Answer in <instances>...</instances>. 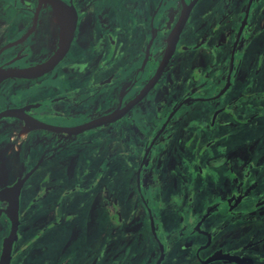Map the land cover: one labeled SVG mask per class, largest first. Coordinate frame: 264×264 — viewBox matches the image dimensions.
<instances>
[{
	"label": "flooded vegetation",
	"instance_id": "obj_1",
	"mask_svg": "<svg viewBox=\"0 0 264 264\" xmlns=\"http://www.w3.org/2000/svg\"><path fill=\"white\" fill-rule=\"evenodd\" d=\"M52 13L59 20L58 26L52 22ZM63 18L68 28L60 41L66 24ZM69 32L65 54L52 69L38 76L0 80V112L20 109L28 118L0 117V190L19 186L13 234L14 221L3 211L8 202L0 198V255L2 247L12 243L5 264H76L81 256L85 259L87 249L74 246L83 235L65 242L73 229L72 234L86 223L94 197L86 193L87 188L82 189V196H75V168L68 176L58 163L76 154L86 140H99L94 151L99 145L102 155L94 175V179L99 175L102 182L104 217L99 264H119L122 238H127L123 251H133L131 246L140 229L132 219L123 220L119 209V201L129 198L124 194L129 190L135 192L131 197L137 198L143 210L142 231L154 235L151 217L160 226L161 221L173 219L170 224L180 237L168 241V254L170 246L179 240L200 236L198 251L191 255L194 264H203V259L215 250L237 254L245 264H264V128L259 135L253 134L259 140L245 150L247 160L236 156L233 149L237 147L227 142L255 132L250 128L253 121L264 117V41L253 47L254 55L250 52L252 40L261 34L264 38V0H0V68L42 63L63 44ZM175 36V49L157 82L132 105ZM188 52L192 54L185 56ZM177 59L181 64H174ZM175 68L184 77L183 85L176 90L178 99L159 116L167 97L155 101V94L160 86H167V78ZM259 72L260 86L248 91ZM126 107L129 109L122 116L74 134L33 123L69 127ZM171 112L174 114L166 122ZM178 122L181 154L190 155L192 160L181 172L187 216L179 217L180 224L176 217L183 214V207L171 205L179 194H164L161 179L154 182V174L159 176L154 163L157 150L163 138L174 134L172 129ZM27 125L29 128L22 133ZM150 125L155 129L147 127ZM143 127L146 130H141ZM113 133L119 145L103 155L108 147L106 138ZM61 143L67 145L61 148ZM116 155L118 159L122 155L127 158L123 161L135 170V183L134 189H117L122 194L112 196L108 194L106 162ZM133 156L135 162L129 160ZM87 185L92 188V184ZM50 210L54 220L43 223L47 217L44 214L49 215ZM132 213L134 216V210ZM238 215H243L247 225L246 246L236 249L231 239L222 238L219 245L214 244L201 255V247L207 242L200 232L204 216H213L217 222L208 231L210 247L213 237L227 229L231 218ZM65 226L70 229L68 234L52 236ZM48 240L55 243L51 246ZM162 240L166 244L165 238ZM241 249L244 251L239 254ZM165 253L164 248V257ZM159 257L160 251L153 264ZM222 261L238 264L225 259L212 263Z\"/></svg>",
	"mask_w": 264,
	"mask_h": 264
},
{
	"label": "rangeland",
	"instance_id": "obj_2",
	"mask_svg": "<svg viewBox=\"0 0 264 264\" xmlns=\"http://www.w3.org/2000/svg\"><path fill=\"white\" fill-rule=\"evenodd\" d=\"M262 35V37H261ZM258 35L256 38L252 40L251 43V49L250 52L252 55H254L255 49L253 48L255 45L260 44V42L263 40V34ZM262 39V40H261ZM256 48V47H255ZM192 53L188 52L185 54V56H189ZM255 58H253L254 60ZM180 63V60L177 59L174 64ZM260 64V60L257 62ZM264 73V71H262ZM260 73V72H259ZM256 75L255 81H252L253 84H251V89H248V91L254 89L253 86L257 85L258 87L260 86V78H261V73ZM183 78L179 74L178 69H174L172 72L171 77L167 78L166 84L167 86H160L159 90L155 94V101L159 100L162 96L167 97L163 101V105L161 108V114L159 116L163 115V112L167 111V109L170 108L172 102L176 101L179 97L177 89L182 87L183 85ZM253 100V99H252ZM174 104V103H173ZM144 114L141 115V117ZM179 120V119H178ZM181 120V119H180ZM264 117H257L254 121L253 124L250 126L251 129H255V132L251 133H246L241 138L236 139V137H232L230 140L227 142L233 145V147H237L233 149V152L236 156H241L244 157L246 160L248 159L245 156V150H249L251 147H254L255 144L257 143L256 140H259V137H253V134L258 135L261 133V130L264 128ZM180 122V121H179ZM179 122L175 124L172 129L174 134L170 137L163 138L164 140L161 141L160 148L157 150V158L156 161L154 162L158 168L159 176H155L154 182H157V180H160L162 183V192L165 190L166 192L164 194H170V193H178L179 195L174 198V200H171V205L173 207H183V214L178 215L176 217V222L180 224V218H185L187 216L186 214V205L183 204V199L182 195L184 193V188L180 182L181 179V172L183 169V166L185 164L190 165L192 164L191 156L190 155H183L181 154L180 148L182 147L181 142H180V124ZM173 126V123H172ZM148 128H151V130H154L155 127L150 125L147 126ZM147 127L141 128V130H146ZM249 128V129H250ZM26 130L23 128L22 133H25ZM140 132V131H139ZM264 132V130H263ZM141 134V133H140ZM139 134V135H140ZM138 134L136 133L134 136H137ZM236 139V140H235ZM108 140V147L104 149L103 155H105L109 150H116L117 146L119 145L116 140V134L113 133L110 136L106 138ZM99 141V140H97ZM97 141H94L93 143H90L88 140H86L85 144L81 148H77L76 154H71L68 156H65L63 159H61L58 163V167L62 168L65 170L66 175L71 176L74 168H75V176H76V193L75 196H82L84 190L83 188H87L86 193H92L93 195V203L90 209L89 214L87 215L86 218V223L83 225H80V228H77V230L74 232V234L69 233L68 231L70 230L68 227H60L57 230H55L52 233V236L61 238L63 235L68 234V238L65 242V244H68L71 240H69V237L71 238H77V234L83 235V237H79L75 243V248L83 247L87 249L86 251V256L85 259L83 257L79 258L76 261V264H94L95 259L97 258V262L99 264V249H100V242H101V225H102V220H104V217H102V208H101V178H99V175L94 179V175L97 172V165L100 164V161L102 160V155L99 153V145L97 151H94V146ZM240 141V142H239ZM67 145L66 143H61L60 147L64 148L63 146ZM260 145V142H258V145ZM64 149H61L62 151ZM106 151V152H105ZM63 155V154H61ZM101 155V156H100ZM112 154H108L110 156ZM50 157V154H45V157ZM119 155H116L115 158H107L106 162V171H107V178L108 179V194L111 193L112 196L116 195H121L122 191H117V189H134V172L135 170L132 169L127 163H125L123 160L124 155H122V159H118ZM44 157V156H43ZM107 157V155H106ZM69 159H71L70 164L68 163ZM129 160L134 161L136 160V156H133V158H130ZM51 162V160H49ZM89 162V163H88ZM220 162V161H218ZM93 164V165H92ZM124 164V165H123ZM75 166V167H74ZM121 167V168H120ZM87 170V171H86ZM228 177H230L229 174H226ZM146 177V176H145ZM233 179L232 177H230ZM86 181H83V180ZM90 180V181H89ZM235 181V178H234ZM153 182V183H154ZM92 184V188L89 189V186L87 184ZM128 185V186H127ZM234 189V188H233ZM142 190L145 192V189L142 188ZM146 193V192H145ZM124 194L129 195V198H125L123 202L120 203V210H121V217L123 220L126 221V219H132V222L134 226H136L137 230H139L138 234L136 235L134 239V244L131 246L132 252L131 251H123L125 248V243L127 242V238H122L121 242L119 241L118 249H121L119 254V264H144L146 261V264H153L154 258L159 254L160 251V246L159 242L157 239H164L165 238V243L164 248L166 249L165 253V259L161 264H194L193 261L191 260V255L195 252L198 251L196 249L198 247V244L200 242L201 237L200 236H195L193 238H186L184 240H179L177 245L170 246V254H168L169 247H167V243L169 240L171 241H177V238L180 237V234L178 231H176V228H172L171 226V221L173 219H169L164 223L161 221V226L160 224L154 223V230L156 233V237H154L153 234L150 235L149 230L142 231L143 223L144 221V216L142 214V209L141 206L138 204V200L136 197H131L132 194L135 195L134 191H127ZM182 200H181V199ZM186 202V200H185ZM122 206V207H121ZM243 206V205H242ZM134 207V209H133ZM134 210L135 214L133 216L132 211ZM170 209V208H169ZM51 211V210H50ZM181 211H179V214ZM45 220H42L44 223L45 221L52 219V211L50 214H44L46 216ZM114 217H116L114 215ZM115 219V218H114ZM233 220H230L229 222V227L225 230H223L218 236L214 238L213 243L208 249H202L201 250V255L207 254L208 251L213 248L212 246L219 245L222 241V238L225 239H231L230 241L233 242V245L235 246L236 249H240L242 247H245V231L247 228V225L244 221L243 215L241 216H234L231 218ZM54 220V218L52 219ZM76 220V219H75ZM80 221V219H78ZM110 222V220H109ZM116 222V219H115ZM228 222V221H227ZM41 226V224H37L36 226ZM77 226V223L75 224ZM228 226V223H227ZM2 228V227H1ZM163 229V230H161ZM110 233V232H109ZM113 236V235H112ZM47 242L52 244L55 243L54 240H48ZM229 245H231L229 243ZM262 248L264 249V243H261ZM111 247V246H110ZM115 248V247H114ZM158 250V252H157ZM119 251V250H118ZM243 249L239 251V254L243 253ZM149 254V255H148ZM130 258L133 260L131 261ZM146 259V261H145ZM114 261V260H113ZM216 264H233L230 262L222 261L218 262Z\"/></svg>",
	"mask_w": 264,
	"mask_h": 264
},
{
	"label": "water",
	"instance_id": "obj_3",
	"mask_svg": "<svg viewBox=\"0 0 264 264\" xmlns=\"http://www.w3.org/2000/svg\"><path fill=\"white\" fill-rule=\"evenodd\" d=\"M48 1L54 2V0H48ZM60 10L63 11L62 8H60ZM70 23L72 26V18L70 19ZM69 37H70V32L67 34L66 40L63 42V44L60 45L57 48V50L49 58L45 59L40 64H35V65L25 67V68H7V69L0 68V80L11 77V76H23V77L38 76V75L43 74V73L47 72L48 70L52 69L57 64L59 59H61V57H63V55L65 54V51L69 45ZM177 39H178L177 36H175L172 41L168 42V44L165 48L166 50H165V52H164V54L160 60L159 66L157 67V70L155 71L153 76L148 78L145 87L136 96L132 105L137 103L155 85L159 75L161 74L163 67L167 64V62L171 58V55H172V53L175 49L176 43H177ZM144 63H145V59H144L142 64H144ZM127 109H129V108L126 107L123 110L117 108V109H114L113 111L102 114L99 117L93 118L89 121L80 123L78 125L69 126V127L55 126V125L46 124V123H42V122L39 123V122H36L35 120H33V123H35L34 126L45 127L47 129H51L54 131L67 132V133L74 134V133H79L81 131H84L86 129L93 128V127L98 126V125H102L103 123L110 121L112 119H116V118L122 116L126 112ZM173 114H174V112H171L167 116L166 122L172 117ZM7 115H15V116H20L23 119H28L26 116L23 115V113L20 111V109H7V110H3L0 112V117L7 116ZM0 198L5 199L8 202L7 207L4 208L3 211L10 221L12 220L15 222V223L13 222V226H12V234H13L15 227H16L15 224H16V221L18 218L19 186L17 184H14L11 186H5L4 188H2L0 190ZM202 221H203V223H202L203 229L201 228L200 232L202 233L203 236L207 237V242L201 248L207 249V248H209V241H211L210 232H208V231H211L210 229H213V227H215L217 222H216V219L213 218V216L212 217L211 216H209V217L204 216ZM154 223L155 222H154L153 218L151 217V227H152V230L154 231V235L156 236V233L154 230ZM213 239H214V237H213ZM158 242H159V246H160V257L158 259V262L155 264H159L161 262L162 258L164 257L163 240L158 239ZM11 244L12 243L8 242L7 246H5V248L2 247V251H1V255H0V264H5V260L11 251V247H12ZM211 249H213V248H211ZM220 259L233 261V262L238 263V264H245L243 258L240 257L239 255L220 252L219 250L213 251L212 254H210L206 258H204L203 264H209V263L211 264L212 262L214 263L215 261L220 260Z\"/></svg>",
	"mask_w": 264,
	"mask_h": 264
},
{
	"label": "bare ground",
	"instance_id": "obj_4",
	"mask_svg": "<svg viewBox=\"0 0 264 264\" xmlns=\"http://www.w3.org/2000/svg\"><path fill=\"white\" fill-rule=\"evenodd\" d=\"M59 16V15H58ZM51 18V17H50ZM64 19V21H65V28H64V31L62 32V34H61V40L60 41H62L63 40V37H64V34H65V32H66V30H67V28H68V21L65 19V18H63ZM52 22L54 23V24H56L57 26L59 25V20H58V18H57V16H56V14L54 13H52ZM50 23V22H49ZM51 24V23H50ZM50 26V25H49ZM62 27H63V25H62ZM51 28V27H50ZM50 28H48V29H50ZM61 28V27H60ZM54 32H55V30H54ZM59 34H60V32H59ZM29 128V126L27 125V126H25V130L27 131V129Z\"/></svg>",
	"mask_w": 264,
	"mask_h": 264
}]
</instances>
